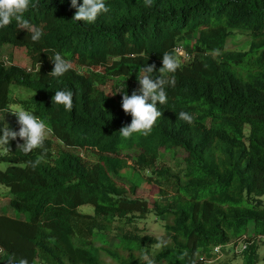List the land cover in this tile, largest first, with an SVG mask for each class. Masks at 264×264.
<instances>
[{
  "label": "trees",
  "instance_id": "trees-1",
  "mask_svg": "<svg viewBox=\"0 0 264 264\" xmlns=\"http://www.w3.org/2000/svg\"><path fill=\"white\" fill-rule=\"evenodd\" d=\"M33 3L25 19L41 29L39 41L15 21L0 28V128L6 110L19 103L52 132L46 151L25 155L17 138L0 157L9 164L0 184L10 190L11 211H0V264H148L141 255L153 251L145 243L157 241L135 228L109 247L105 233L115 222L151 213L162 217L170 238L152 264H205L216 248L240 241L244 264H257L264 238V0H105L110 11L91 24L72 20L71 0ZM236 32L248 35L247 50L227 49ZM191 35L195 41L186 40ZM182 41L191 57L179 63L177 56L174 86L158 105L163 116L150 135L121 137L132 117L108 105L109 83L131 82V95L139 69L155 64L159 77L162 55ZM5 46L26 49L31 67L7 65ZM54 53L72 63L59 78L48 76ZM11 86L34 94L15 101ZM58 90L72 91L71 111L52 104ZM181 111L193 116L191 124L178 119ZM180 153L182 175L158 164ZM128 159L152 169L159 193L165 186L172 200L132 198L138 186L118 177L137 168ZM85 205L94 215L79 211Z\"/></svg>",
  "mask_w": 264,
  "mask_h": 264
},
{
  "label": "clouds",
  "instance_id": "clouds-1",
  "mask_svg": "<svg viewBox=\"0 0 264 264\" xmlns=\"http://www.w3.org/2000/svg\"><path fill=\"white\" fill-rule=\"evenodd\" d=\"M145 3L146 5L150 4L151 0H145ZM71 6L76 9L72 20L89 24L94 23L100 15L107 14L110 11L105 0H82V4H78V0H71ZM34 7L33 0H0V28H4L15 21L19 29L30 34L33 42L39 41L42 36L41 29L25 19V13ZM213 54H218V51L214 50ZM49 59L53 64V68L48 76L59 78L72 68L71 61L64 58L60 53H54ZM37 67L40 69L41 65L39 64ZM178 67L176 50H173L172 52L166 51L162 55V67L158 70L159 77L154 78L153 76V73L156 72L155 64L146 65L139 69L140 74L137 76L138 89L134 90L131 95L125 93L122 96L121 107L126 115L132 117V120L130 124H126L119 129L118 133L121 137L127 139L133 134L144 136L151 134L158 118L163 116V112L159 110L158 105L167 103L166 87L174 86V78L172 77ZM51 99L53 105L63 106L65 111H71L74 106L73 93L70 90L55 91V95ZM12 114L17 118L19 130L16 131L5 124L3 128H0V132H2L0 145L10 151L9 142L19 138L23 143L18 142L17 149L25 155L37 149L46 151L45 135L52 132L46 121L27 110L13 112ZM177 117L189 124L193 122V116L184 111H181ZM42 159L43 156H38L34 163L30 162L31 166L35 168L41 163ZM163 244L164 242L161 241L157 246ZM143 258L148 260L147 256ZM19 264H27V261L20 260ZM148 264H152V261L148 260Z\"/></svg>",
  "mask_w": 264,
  "mask_h": 264
},
{
  "label": "rangeland",
  "instance_id": "rangeland-1",
  "mask_svg": "<svg viewBox=\"0 0 264 264\" xmlns=\"http://www.w3.org/2000/svg\"><path fill=\"white\" fill-rule=\"evenodd\" d=\"M196 37L192 35L189 38H186L187 41H195ZM249 37L245 34H240L236 32L229 42L227 43V49L236 50V51H243L247 50L249 47ZM181 45L184 46L185 49H190V44L188 42L182 41ZM2 60L7 64H15L21 67L30 68L31 61L27 55V50L24 48H14L12 46H5L2 50ZM184 59L179 57L178 62L181 63ZM133 86V84L125 79L122 78H115L113 79L106 90L107 94V102L108 105L117 110L123 111L121 104H122V96L127 93L128 88ZM34 92L31 90H27L24 88L11 86V97L15 101H24L28 100L33 96ZM18 103V102H17ZM24 110L23 107L18 104H12L3 114L4 124H7L10 128L18 131L19 126L17 124V118L13 115V112H18ZM2 135V134H0ZM46 135H49L46 133ZM6 152V149L3 145H0V157L3 156ZM128 163L131 167L136 166V169H126L121 172L118 176L120 179V183L127 185L130 187L132 185H137L138 189L135 194H132V198H141L144 200L153 201L158 199L159 203L164 205L168 202V200H172L170 196H174L171 190H168L164 186L162 191L164 193H159L160 189V179L159 176L152 171L150 168L143 169L142 167L139 168L134 161L128 159ZM160 166L166 169H170L174 174H181L184 170V161H183V154L180 153L176 156H172L170 154H166L165 156L161 157V160L158 162ZM9 166L8 163L2 162L0 160V170L4 171ZM0 195H2L0 199V211L7 210V212H11L9 208L10 203V190L5 186L0 184ZM264 200V197L262 198ZM80 212L85 214L94 215V209L90 205H85L80 207ZM135 228L137 231L135 232ZM126 231H133L137 235L143 238L151 239L152 241H157L159 245L161 241H165L168 243L169 236L166 233L164 222L162 217L158 218L155 214L151 213L148 214L145 218L139 219L136 218L134 223L129 222V220H125L123 222H115L112 230H107L105 233V240L108 243L109 247H114L118 243V238ZM152 242H146L145 246L150 248V251H153L152 257L151 255H147L148 260L154 259L155 254L160 251L161 246H157L155 244H151ZM259 258L257 264H264V238L263 241H259ZM148 248V249H149ZM244 250V242H239L238 244L231 243L224 248H219V250L215 253L218 255L216 257H211L206 260L205 264H244L245 260L243 258V251ZM2 255V252H0ZM146 256L142 254V260H145L143 257ZM145 260V261H148ZM68 264V263H66Z\"/></svg>",
  "mask_w": 264,
  "mask_h": 264
},
{
  "label": "built area",
  "instance_id": "built-area-1",
  "mask_svg": "<svg viewBox=\"0 0 264 264\" xmlns=\"http://www.w3.org/2000/svg\"><path fill=\"white\" fill-rule=\"evenodd\" d=\"M176 50V55L183 58V59H190V53L187 49L184 48V46L179 45L175 48ZM219 250V248H216V252Z\"/></svg>",
  "mask_w": 264,
  "mask_h": 264
}]
</instances>
